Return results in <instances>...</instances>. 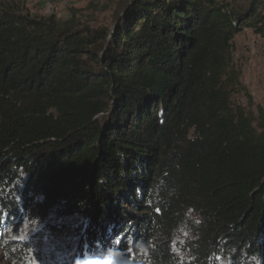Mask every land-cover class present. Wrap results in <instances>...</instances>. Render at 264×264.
I'll return each mask as SVG.
<instances>
[{
    "label": "trees",
    "instance_id": "16d2710c",
    "mask_svg": "<svg viewBox=\"0 0 264 264\" xmlns=\"http://www.w3.org/2000/svg\"><path fill=\"white\" fill-rule=\"evenodd\" d=\"M71 12L0 3V228L73 221L71 259L117 239L111 264H264V122L233 101L234 37H264V0Z\"/></svg>",
    "mask_w": 264,
    "mask_h": 264
},
{
    "label": "rangeland",
    "instance_id": "374dc122",
    "mask_svg": "<svg viewBox=\"0 0 264 264\" xmlns=\"http://www.w3.org/2000/svg\"><path fill=\"white\" fill-rule=\"evenodd\" d=\"M116 2L117 0H0L2 4L11 5L33 16L54 14L62 20L70 18L71 11L76 10L74 17L91 26L109 25ZM233 63L240 72L239 79L244 86V90L233 96V101L255 115L257 120L254 124L260 130L259 125L264 122L259 113L261 109L264 118V37L255 34L251 28L244 27L234 37ZM59 225L63 227L59 226L55 232L37 227H1L0 264H111V251L118 244L117 239L110 241L105 257H102V251L98 252V256L83 251L81 257L73 258L74 262L71 259L72 251L63 247L62 242L72 241L74 245L77 244V233L72 230L76 223L65 219ZM11 243L20 244L21 247L11 249ZM133 263L138 264L137 261Z\"/></svg>",
    "mask_w": 264,
    "mask_h": 264
},
{
    "label": "clouds",
    "instance_id": "9594fccd",
    "mask_svg": "<svg viewBox=\"0 0 264 264\" xmlns=\"http://www.w3.org/2000/svg\"><path fill=\"white\" fill-rule=\"evenodd\" d=\"M113 264H127V259L121 256L118 260H115Z\"/></svg>",
    "mask_w": 264,
    "mask_h": 264
}]
</instances>
